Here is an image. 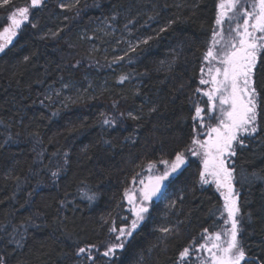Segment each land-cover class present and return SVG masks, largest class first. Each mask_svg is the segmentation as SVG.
I'll list each match as a JSON object with an SVG mask.
<instances>
[{"label": "trees", "instance_id": "16d2710c", "mask_svg": "<svg viewBox=\"0 0 264 264\" xmlns=\"http://www.w3.org/2000/svg\"><path fill=\"white\" fill-rule=\"evenodd\" d=\"M216 4L0 3V31L16 10L29 7V20L0 54L3 264H92L75 254L86 244L99 249L93 250L96 264H107L100 253L114 240L110 224L132 218L125 190L134 177L147 176L149 162L158 168L182 150L187 164L168 182L164 197L150 204L116 264H176L179 252L200 241L205 229L214 233L222 227L221 197L213 186L199 183L200 165L186 151L194 134L193 103L204 106L207 100L195 90L202 86L200 68ZM121 76H127L123 83ZM257 88L258 133L232 157L246 264H264V72ZM153 106L157 111L150 112ZM129 112L138 118H129ZM105 118L116 124H103ZM82 186L96 194L94 201L81 199ZM164 227L171 231L162 233Z\"/></svg>", "mask_w": 264, "mask_h": 264}, {"label": "snow or ice", "instance_id": "6c2138e0", "mask_svg": "<svg viewBox=\"0 0 264 264\" xmlns=\"http://www.w3.org/2000/svg\"><path fill=\"white\" fill-rule=\"evenodd\" d=\"M0 3L7 4L8 0H0ZM43 5L44 0H31L32 8ZM60 7L66 8L67 5L61 4ZM216 8L210 43L200 68L199 85L208 87H198L195 90L207 100L204 101V106L198 101L193 103L194 134L186 151L192 157H198L202 164L199 183H214L220 191L224 201L223 213H226L223 222L225 225L230 224V228L211 234L205 229L204 233L207 235L202 236L203 242L195 245L193 241V245L196 251L208 253L203 264H246L245 250L237 238L239 193L234 188L236 169L231 158L236 156V147L244 146L245 138L255 136L259 130L257 119L261 93L257 88V77L264 72V0H217ZM10 19L11 24L0 31V52H4L16 37L17 30L29 20V7L19 8ZM32 26L35 27L34 24ZM165 30L161 28L160 32ZM150 39L152 38L149 37L142 43L147 44ZM126 79L127 76H121L120 83ZM155 111L157 108L153 106L150 112ZM120 115L123 117L124 113ZM127 116L131 119L138 118L132 112L127 113ZM213 120L215 123H212ZM103 124L111 127L116 124V120L105 118ZM201 136L204 138L201 139ZM187 162L184 150L177 151L171 161L161 160L160 163L164 165L162 171L156 168L155 162H149L147 176L138 180L141 187L125 190L124 196L131 205L130 211L134 219L129 222L128 218H122L121 226H116L114 221L110 224L109 232L114 235V240L100 253L108 258L107 264H116L119 252L125 248L145 219L149 204L154 198L164 197L166 182ZM51 175L56 178L59 173L54 171ZM252 176L256 177V174L253 173ZM136 182L134 177L133 183ZM79 194L81 199L88 202L96 199V194L86 186H82ZM105 223L108 221L105 220ZM160 231L167 234L171 230L164 227ZM193 245L186 246L179 252L176 264H191ZM94 249L99 252L96 245L86 244L78 247L75 254L96 264ZM0 264H3L2 260Z\"/></svg>", "mask_w": 264, "mask_h": 264}, {"label": "rangeland", "instance_id": "374dc122", "mask_svg": "<svg viewBox=\"0 0 264 264\" xmlns=\"http://www.w3.org/2000/svg\"><path fill=\"white\" fill-rule=\"evenodd\" d=\"M11 17V16H10ZM17 18H19L18 16H17ZM11 24V19L9 18V25ZM8 25V26H9ZM2 52H0V54H1ZM206 87H208V86H201V88H206ZM201 96H202V94H201ZM203 97V96H202ZM207 99V98H206ZM213 123H215V121H213ZM201 139H203L204 137L203 136H201L200 137ZM251 138V137H250ZM246 139V138H245ZM238 147V146H237ZM194 159H196L197 161H198V163H199V165H200V169H202V164L200 163V160H199V158L198 157H194ZM232 159V158H231ZM184 166H182V168H183ZM157 168V167H156ZM181 168V169H182ZM157 169H159L160 171H162L163 169H164V165L162 164V166H160V167H158ZM181 169H179L176 173H174L173 174V176H171L170 178H169V181L174 177V176H176V174L181 170ZM146 176H143V177H141V178H145ZM168 181V182H169ZM168 182H166L167 184H168ZM208 185H211V186H213L214 187V189L218 192V194L220 195V197H221V200H222V204H224V201H223V197L221 196V194H220V191L219 190H217V188L215 187V184L214 183H209ZM139 187H141L140 185H139V183H138V181L135 183V184H133V186L129 189V190H132V189H134V188H136V189H138ZM235 188V187H234ZM235 190L238 192V190L235 188ZM239 193V192H238ZM238 198H239V195H238ZM158 200H160V198L159 199H156V198H154V202L155 201H158ZM126 201H127V199H126ZM150 204H152V203H150ZM150 204H149V209H150ZM127 205H128V207H129V211H130V209H131V205L128 203V201H127ZM131 212V211H130ZM149 212V211H148ZM148 212L145 214V217H146V215L148 214ZM131 215H132V218L131 219H134V216H133V214H132V212H131ZM226 218V213H223V218H222V224H221V228L218 230V231H221V232H223L224 231V229L225 228H230V224L229 225H225L224 224V219ZM145 220V219H144ZM143 220V221H144ZM238 220H239V216H238ZM143 221L140 223V225L143 223ZM139 225V226H140ZM238 229H239V231H238V241H239V243H240V240H239V235H240V232H241V229H242V227H241V224H240V220H239V224H238ZM217 232V231H216ZM208 234H211V233H208ZM205 235H207V234H204L203 236H205ZM225 237H222V239H224ZM203 242V240H202V238H201V240L200 241H198L195 245H199L200 243H202ZM240 245H241V243H240ZM208 256V253L207 252H205V251H203V250H199V251H196L195 250V246L193 245V251H192V258H191V264H192V260L194 261L193 262V264H203V260L206 258Z\"/></svg>", "mask_w": 264, "mask_h": 264}, {"label": "flooded vegetation", "instance_id": "af4514ba", "mask_svg": "<svg viewBox=\"0 0 264 264\" xmlns=\"http://www.w3.org/2000/svg\"><path fill=\"white\" fill-rule=\"evenodd\" d=\"M214 121V120H213ZM213 121H212V123H213Z\"/></svg>", "mask_w": 264, "mask_h": 264}]
</instances>
